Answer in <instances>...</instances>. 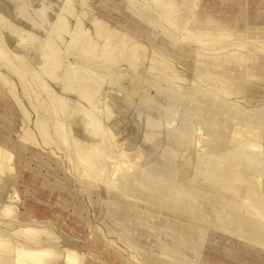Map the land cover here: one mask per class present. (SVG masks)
Segmentation results:
<instances>
[{"label": "rangeland", "instance_id": "1", "mask_svg": "<svg viewBox=\"0 0 264 264\" xmlns=\"http://www.w3.org/2000/svg\"><path fill=\"white\" fill-rule=\"evenodd\" d=\"M150 1L149 4L151 3L153 6L157 4L158 8L161 5L165 7H161L159 12L164 11L166 8L172 9V4L178 3L180 7L188 8L191 16L181 26L175 20L178 12L175 13L174 11L172 13V21L166 19L168 16L165 13H160L161 15L158 14L159 21L152 23L143 14L148 4L140 5L133 0H0V18L2 19H0V22L4 20L1 22L2 26L4 24L2 27L4 42L1 47L8 48L10 52L12 51L11 53L16 56H13V58L15 62L17 61V65H20V63L24 64V62L29 65H23L25 68L28 67V70L25 69L24 73L22 71L21 74L15 66L12 68L13 71L11 70L10 67L14 65V61L9 65H4L5 67L1 65L2 63L0 64L1 76L3 75V78L9 80L16 91L10 97L12 100L10 108L12 109L4 110L0 108V143L8 146L6 149L13 155L8 164L13 161V166L15 167L13 170H9L6 167L0 171V176H4V179L10 176L9 183H6L5 180L0 181V216L4 212L5 214L8 213V211L3 212L4 209H2L6 205L14 206L18 219L27 215L31 217L30 213L35 214L34 217L32 215V218L38 219L34 221L40 223L36 227L31 224L33 225L31 227L38 229L41 225L42 228L48 225V229L52 230L54 236L59 237L60 240L78 243L80 246L79 251L82 253L85 263L90 261V264H114L106 254L117 257L115 255L116 250L128 258L131 255H139L141 257V252H146L145 248L147 246L150 249L149 256H156L158 251L154 250L155 247L152 246L154 241L160 239L171 242V229L168 226L169 224L163 219L162 224L157 227L159 231L157 233L152 231L154 221L161 218V216L157 217V215L161 214L152 211V209H149L150 206H145L146 203H143L141 205V215L145 219L146 226L150 227V235L142 240L141 244L144 248H141V250L138 251V248L136 250L134 248H125L129 238L132 236L122 237V239L120 237L121 234L112 233V229L104 222L108 212V206L105 203L109 195L107 190H105L107 182L104 181L105 179L98 178L92 185L86 182L84 173L79 171L80 166L77 157L81 156L80 152L85 151L92 143H102L107 135L108 150L111 151L107 154V159L110 160L111 158L112 161L115 160L116 162L121 161L123 152L134 151L139 148L138 150L143 156L141 162L137 164V168L135 165L132 169L141 171L144 168H148L149 164L155 162L157 164H167L174 166L178 170L177 176L181 172L186 171L187 176L190 178L196 176L198 179H193V181L199 183L200 180L204 179V173L198 169L197 175L195 167L199 160L198 153L205 145V143H202V139L208 138L206 144L209 146L212 139L220 140V138L215 136L216 131L212 133L209 131L206 121H202V117L208 114L207 111H195L196 108L194 106H197L198 100L203 94V92L198 94L199 91H196L198 87L199 90H205L204 92L209 94H217L218 92V96L221 98L223 96L229 102L240 105L243 111L253 113L256 109L264 110V103L257 105L248 104V101L254 99V97L256 99L263 95L264 91L262 89L242 94L234 93L224 88L222 90L218 84L221 78L219 76L220 73L211 75L210 73H198L196 70L198 63L201 64V61H196V53L199 52L202 56H210L211 54L222 56L223 54L220 52L222 48L207 46L194 35L190 37L187 34L188 29L190 26L193 29L194 26L195 29L193 30L198 32L206 23H210L209 25L212 26L220 24L221 21L218 19H210L209 21L207 15L214 13V10L228 8L230 6L229 3L224 4L222 3L223 0H174V3L173 0L172 2L170 0H157V3L156 0ZM215 14L216 17H219V13ZM233 16L237 17V13L234 12ZM100 27L104 32L101 33L102 37L98 36L101 30L99 29ZM188 36L194 38L192 39L193 41ZM122 39L126 40V44L128 43L131 49L127 47L124 49L120 45L117 48V43L121 42ZM87 42L89 44L93 43L91 47L94 48H90ZM105 45H107L108 49ZM96 47L99 49H95ZM124 50L125 52L129 51L125 53ZM56 52L58 53L57 58H55ZM91 53L96 55L94 62L89 60ZM51 56H54L52 58L54 59L53 61ZM111 56V61H113L109 63L106 59L110 60ZM103 59H105L104 61L107 64L103 62ZM95 63L98 65L103 63V65L97 68ZM219 68L217 67V70L221 71ZM15 70L18 73H15ZM49 70L52 71L50 72ZM80 75L84 78L82 79ZM85 75H90L93 80L96 79L92 81L90 80L91 78H88V81L95 82V86L93 87V83L92 87L95 95L97 94L95 102L91 104L89 103L90 101L81 98L76 91L79 87L78 85L83 80L86 81ZM167 75L169 78H167ZM162 78H164V82L160 83L159 80ZM77 80L78 83L76 82ZM138 82L140 90L136 91L138 93L136 94L132 88ZM194 83L196 87H194ZM167 86L170 91L166 94ZM162 92H165V94ZM77 101L81 108L78 112L73 111V106ZM156 103L158 104L156 105ZM61 106H65L63 107L64 109ZM92 106L93 108H91ZM164 109L167 110L165 111ZM191 110L193 112H190ZM92 113L93 115L95 114L98 124L100 123L96 129L97 133L94 132L95 136L86 135L85 132L89 114L91 115ZM187 121L189 122L188 126H184L183 123ZM57 122H60L61 126L63 123V128L66 126L70 132V137L66 138L67 141L58 135V133L62 134V132L59 131L61 127H59ZM234 122L237 121L234 119ZM257 124L254 122L249 126L251 129L260 131ZM154 129L160 135L148 141L146 135ZM226 129L229 130L228 127ZM186 132L191 134L188 135ZM262 132H264V128H262ZM25 134L28 136L25 137ZM175 136H178L179 140L174 139ZM76 139H81L83 142L81 140L77 142ZM21 140L26 143L24 148L22 147L24 143H20ZM248 145L246 146L247 149H251L252 146H258L263 151L262 156H260L261 160L257 161L256 165L264 164V141L255 140L249 142ZM103 148L106 149V147H102L100 152H102ZM165 149L167 151H164ZM77 151H80L78 153L80 154L79 156L75 153ZM231 153L236 158L234 153ZM34 154L38 155V158H43L47 164L38 162ZM51 160L58 162V164H54L52 161L57 173H55V170L54 172L51 171V168H53L51 166L52 163L50 164ZM257 167L259 170H263L261 167ZM5 172L7 173L5 174ZM105 174L103 172L101 174L102 177H106ZM161 174L165 177L167 176L166 174ZM51 184L56 185V187L61 185L57 194L51 193ZM72 195L76 197L74 200L78 203L77 207L81 208V213H75L73 208L65 211L64 217L70 222H74L75 219L83 222L82 228L84 232L81 231V234L78 235L74 234L70 227L68 228L70 224L68 220L60 221L59 219L51 218V213H54V209H58L57 207L60 208L64 203L69 202V197ZM207 205H205L206 209L209 210L212 217L219 214L220 211L214 210L212 206L208 205L209 208ZM212 210L214 211L211 212ZM24 214L26 215L24 216ZM6 215L3 216L4 220L7 221L11 218L12 213H10V218L8 214ZM25 218L28 219L27 217ZM0 222L1 228H4V225H6L5 221L0 219ZM119 230L122 231V229ZM94 232L100 235L102 241L100 244L104 250L91 246V244H94L92 242ZM134 234H137L136 230ZM48 235L46 234V236ZM171 244L174 245L173 242ZM177 250L178 248L174 247L173 251L175 254L171 256L165 253L158 255L165 261L173 263L177 256L184 255L178 253ZM135 251H138V253ZM209 251L206 252V256L212 257L214 249L210 247ZM60 252L62 251L60 250ZM183 252L191 260H195L196 255L193 254L191 248H185ZM15 255L17 253L12 254V256ZM200 257H202L201 254ZM198 259L195 260L194 264H199L196 263ZM129 264L152 263H143L138 258H133ZM177 264L181 263L177 262Z\"/></svg>", "mask_w": 264, "mask_h": 264}, {"label": "bare ground", "instance_id": "2", "mask_svg": "<svg viewBox=\"0 0 264 264\" xmlns=\"http://www.w3.org/2000/svg\"><path fill=\"white\" fill-rule=\"evenodd\" d=\"M133 1L140 5H144L145 3L146 5L148 4L143 14L152 23H156V21H159L158 14L160 13H165V15L168 16V18L165 16L166 19L168 21H172V13L174 11L175 13L178 12L176 14L175 20L177 24H180L181 26L186 21H188L191 16L190 10L186 7H180L178 3L172 4V9L166 8L167 10L165 9L164 11L159 12L161 7H165L161 5V7L158 8L157 4L155 3L154 4L156 5V7H154L155 5L153 6V4H149L150 0ZM152 1L153 0H151L150 2ZM170 1L172 2V0ZM222 3H229L230 6L225 9L220 8L221 10H214V13L207 15L209 21L210 19H218L219 21H221L220 24L212 26L209 25L210 23H206L201 27L199 31L196 29L198 32L193 30L195 29L194 26L193 29L191 28V26L188 29L187 34H189L190 37L194 35L198 40L202 41L207 46H217L222 48V50L220 51L223 54L222 56H216L214 54H211L210 56H202L201 53H196V61H201V64L197 62L198 67L196 68V70L198 73H210L211 75L213 73H220L219 76L221 78L218 84L219 88L222 90L224 88L231 92L240 94L258 89H262L264 91V0H223ZM234 12L237 13V17L233 16ZM215 13H219V17H216ZM1 22L0 64L2 63L1 65L4 66L6 64H11V62L14 61L13 56H16L13 55V53H11L12 51L10 52L8 48L1 47L4 42V38L2 36V27L4 26V24L2 26ZM196 28L198 27L196 26ZM99 29H101V27ZM16 30L18 31V29ZM102 30L103 29L99 31L100 33L97 32L99 33V35H97L100 37H102L101 33H104ZM149 31L151 30L149 29ZM190 39L192 40L194 38ZM91 44L93 43H88L90 48H94L91 47ZM127 44L126 40L122 39L121 42L117 43V48H119L120 45L124 49H126V47L128 49H131V47H129V44ZM106 46L107 45H105V47ZM95 49L98 50L99 48L96 47ZM133 51L135 53L134 49ZM57 54L58 53L56 52L55 58H57ZM69 54L72 55L70 52ZM53 57L54 56H51V59ZM115 57L113 58L115 59ZM89 58L91 62H94L96 55L91 53ZM101 58H103V56H101ZM111 59L112 56L110 60H106L110 63ZM53 60L54 59H52V61ZM104 60L105 59H103V62H106ZM16 62L14 61V65H11L12 67L9 66L11 70L15 66L19 73L21 72L22 74V71L24 73V70L28 68H25L24 64L27 63L23 61L24 64H21L19 62L20 65H17ZM96 65L97 68H100L99 66L103 65V63L100 65ZM27 66L29 65L27 64ZM217 67L221 71H218ZM52 68L54 67L52 66ZM18 72H16L15 70V73ZM88 76L85 77L86 81H80L81 83L80 85H78V89L75 90L78 92L81 98L90 101L89 103L91 104L95 102L97 94L95 95L93 89V87L95 86V82L88 81V78H91L90 75ZM81 78L83 79L84 77L81 76ZM167 78H169L168 75ZM90 80L95 81L96 79L93 80L91 78ZM76 82L78 83V80ZM159 82H164V78L160 79ZM93 83L94 85L92 87ZM194 87H196L195 83ZM168 89L166 90V94L168 91H170V89ZM132 90L133 92L135 91V93L136 91L140 90L139 82L132 88ZM196 91H199L198 94H201L200 92H203V94H201L203 97L200 96L201 98L200 100H198L197 106H194L196 108L195 111H207L208 114L202 117V121H206L208 123L209 131L211 133L216 131L217 133L215 134V136L220 138V140L212 139V141L209 143V146H207L206 144L208 138L202 139V143H205V145L203 149L200 150L198 153L199 160L195 167L196 173L198 172V169L202 171V173H204V179L200 180V182L203 181L202 183L193 181V179L198 178H196V176L190 178L189 176H187L186 171L181 172L179 176H177L178 170L174 166H169L167 164H157L155 162L149 164L148 168H144L141 171L132 169L135 165V167L137 168V164L141 162V158L143 155H141L140 150H138L139 148L134 151L131 150L128 152H123L121 161L119 160L116 162L114 159V161H112L111 158L110 160L107 159V154L111 152L108 150L109 145L107 135L106 138L103 139L102 143H92V145L89 144L91 146H88L85 151L75 152L77 154L79 152L81 153V156H79L80 154H76L77 156H79L77 157V161L80 166L79 171H82L84 173L85 179L87 180L86 182L88 184H94L97 178L102 180L105 179L104 181L107 182V187L105 188V190H107V193L109 195L108 198L105 200V203L108 206V212L106 214L104 222L112 229V233H119V235L121 234V238H127L128 236H132L129 238L127 245H125V248H134L135 250L138 248V251L141 250V248H144L141 244L142 240L146 239L150 235V227L146 226V222L144 221L145 219H143L141 215V205L143 203H146L145 206H150L149 209H152V211L161 214L157 215V217L161 216V218L156 219L154 221L152 231L156 233L159 231V228L157 227L162 224L163 219H165L166 223L169 224L168 226L171 229V242H167L165 240L160 239L154 241V244L152 246L155 247L154 250L158 251L156 256H149L150 254L148 253L150 249L147 248L148 246L145 248L146 252H141V257L139 255H131L128 258L123 254H120L119 251L116 250L115 255L117 257H113L114 255L106 254L108 258H111V261L114 262V264H129L130 260L133 258H138L139 260L143 261V263L150 262L152 264H177V262H180L181 264H194L197 258L199 259L196 263L199 264H264V164L256 165V163H258L257 161L261 160L260 156H262L263 151H261L258 146H252L251 149L246 148V146H249V142L255 140L264 141V132H262V128H264V110L256 109L253 111V113H249L243 111V108L240 107V105L229 102L228 100L223 98V96L222 98L218 96V92L217 94H209L204 92L205 90H199V87ZM12 93L15 94L16 91L13 88L11 82L3 78V75L1 76L0 73V108H3L4 110L12 109L10 108L12 106V100L10 98ZM163 94H165V92ZM262 94L263 95H260L256 99L254 97V99L248 101V104H263L264 92ZM167 97L169 96L167 95ZM157 104L158 103H156V105ZM91 108H93V106ZM73 109V111L76 112L81 110L78 101L76 102V104H74ZM87 112L89 111L87 110ZM190 112L193 111L191 110ZM94 115L93 113L91 115L89 114L87 128L85 129L86 135L95 136L94 132L97 133L96 129L100 123L98 124V120ZM234 119L237 122H234ZM254 122L258 123L257 125L260 128V131L251 129L249 125ZM188 123V121L184 122L183 125L188 126ZM57 124L59 125V127H61V130L59 129V131L62 132V134H59L57 132L58 135H60V138L66 140L67 137H70V132L67 130L66 126L65 129L63 128V123L62 126L60 122H57ZM227 127L229 128V130L226 129ZM187 134L189 135L191 133L189 132ZM158 135L160 134H158L156 129H154L147 133L146 139L149 141L150 139H153ZM27 136L28 135L25 134V137ZM174 139L179 140V137L175 136ZM224 139H228V141ZM79 140H77V142ZM81 142L83 141L81 140ZM20 143L23 144L24 142L21 140ZM25 144L26 143L23 144V148ZM102 147H106L107 149L106 150L105 148H103V153L100 152ZM6 148H8V146H5V144L0 143V171L2 169H5L6 167H8L7 169L9 170L15 169V167L13 166V161L8 164L10 159H12L13 155ZM164 151L167 150L165 149ZM231 152L234 153L236 158L231 155ZM34 156L37 157L35 159H37V161L41 164H47V162L43 160V158H38V155L35 154ZM52 161L53 160H51L50 164L52 163ZM53 163L58 164L56 160L53 161ZM52 164L51 166L53 168H51V171L54 172L55 170V173H57L55 165ZM257 166L261 167L263 170H259ZM103 172L106 173V177H102L101 174ZM6 173L7 172H5V174ZM161 173L166 174L167 176L165 177ZM3 177L0 176V181L5 180L6 183H9L8 181L10 176L5 179ZM172 180L176 181L172 182ZM60 186L61 185L56 187V185L51 184V193L57 194V192H59L58 188ZM75 198L76 197L72 195L71 197H69V202L64 203L60 208L57 207L58 209H54L55 211H53L54 213H51V218L55 220L59 219L60 221L68 220L64 217L66 213L65 211L73 208L75 213H81V208L77 207L78 203H76V200H74ZM207 204L210 207L212 206V209L220 211L219 214H217L215 217H212V215H210L211 213H209V210L206 209L205 205ZM2 209H4L3 212L8 211V213L6 214L9 215V218L11 216L10 213H12V216L10 219L6 217L7 219H9L7 221L4 220L3 216L6 215L5 212L4 214L2 212L3 218L2 216H0V219H2V221H5L6 223V225H4V228H1L0 225V264H90V261H87L86 263L84 262V258H82V253L79 251L80 246L78 243H69L64 240H60L59 237L54 236L52 230L48 229V225L46 226L47 228L45 227L46 229L42 228V225L38 227V229H34L36 225H39L40 222L37 223L38 221H34L38 219H33L32 213H30L31 217H28V215L25 216L26 214H24V216L28 219L23 216L22 217L25 219H23L22 217L18 219L13 205H6ZM214 210H212L211 212H213ZM31 224L35 225V227H31L33 226ZM82 226L83 222L79 219H75L74 222H70L68 228L70 227V230L73 231L74 234L76 233L78 235L81 234V231L84 232ZM119 229H122V231ZM135 230L137 231V234H134ZM46 234L49 235L46 236ZM93 235L94 237L92 238V242L94 244H91V246H93L94 248H99L100 250H104L103 246H101L100 244L102 243L100 235L97 232H94ZM172 242L174 245L171 244ZM174 247L178 248V253L184 254L183 256H177L175 262L169 263L164 259L160 258V256L158 255L161 253H165L171 256L175 254L173 251ZM210 247L214 249L212 257L206 256V252H210ZM185 248H191L193 254L196 255L195 260H191L190 257H187L185 255V253L183 252ZM60 250L62 252H60ZM138 251L135 252L138 253ZM16 253L17 255L12 256V254ZM200 254L202 255V257H200Z\"/></svg>", "mask_w": 264, "mask_h": 264}]
</instances>
